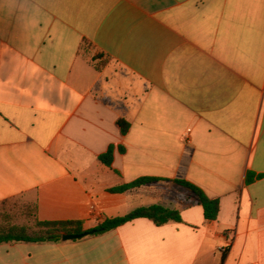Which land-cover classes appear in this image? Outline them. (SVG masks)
<instances>
[{
	"label": "crops",
	"instance_id": "1",
	"mask_svg": "<svg viewBox=\"0 0 264 264\" xmlns=\"http://www.w3.org/2000/svg\"><path fill=\"white\" fill-rule=\"evenodd\" d=\"M17 199L86 232L153 205L182 222L3 244L0 264H264V0H0V206Z\"/></svg>",
	"mask_w": 264,
	"mask_h": 264
},
{
	"label": "trees",
	"instance_id": "2",
	"mask_svg": "<svg viewBox=\"0 0 264 264\" xmlns=\"http://www.w3.org/2000/svg\"><path fill=\"white\" fill-rule=\"evenodd\" d=\"M100 57H103L102 55ZM122 134L126 135L130 129V124L125 120L118 122ZM121 153L125 152L123 147H119ZM115 147L110 146L106 153L99 156V161L106 167L111 168L114 161ZM252 177H248V183L252 182ZM158 181L156 178H141L133 183L122 185L109 190L110 193H124L128 190L141 187L145 184ZM177 183L190 190L198 199L199 204L204 210L205 220L207 222L216 221L220 213V201L218 199L209 198L203 190L194 184L177 180ZM19 200H6L0 208V245L3 244H46L59 243L63 234H82L85 231L83 222L80 221H40L37 219L36 205L24 204L21 209H18ZM20 210L25 216L32 219L33 225H20L14 223L12 212ZM137 219H148L154 225L161 227L168 223H181L182 217L180 212L165 208L160 205L143 207L132 211L131 213L106 219L98 225L92 236H100L117 228L133 222ZM91 236V237H92Z\"/></svg>",
	"mask_w": 264,
	"mask_h": 264
},
{
	"label": "rangeland",
	"instance_id": "3",
	"mask_svg": "<svg viewBox=\"0 0 264 264\" xmlns=\"http://www.w3.org/2000/svg\"><path fill=\"white\" fill-rule=\"evenodd\" d=\"M100 54L95 53L94 51L91 54V57L93 59H98V58H102L100 57ZM18 201V209H21V207L25 204L24 201H22L21 199H17ZM1 210V208H0ZM12 215L14 216V223L16 224H20V225H29L32 226L33 222L32 219L30 217H26L25 214L21 213L20 210H17L16 213L15 211L12 212Z\"/></svg>",
	"mask_w": 264,
	"mask_h": 264
},
{
	"label": "water",
	"instance_id": "4",
	"mask_svg": "<svg viewBox=\"0 0 264 264\" xmlns=\"http://www.w3.org/2000/svg\"><path fill=\"white\" fill-rule=\"evenodd\" d=\"M93 234H94V231H87L82 234H63L61 236V241L70 242V241L82 240L84 238L92 236Z\"/></svg>",
	"mask_w": 264,
	"mask_h": 264
},
{
	"label": "built area",
	"instance_id": "5",
	"mask_svg": "<svg viewBox=\"0 0 264 264\" xmlns=\"http://www.w3.org/2000/svg\"><path fill=\"white\" fill-rule=\"evenodd\" d=\"M189 141V140H188Z\"/></svg>",
	"mask_w": 264,
	"mask_h": 264
}]
</instances>
